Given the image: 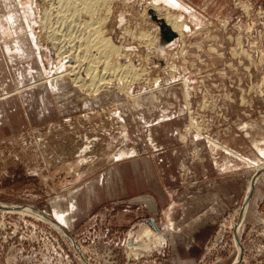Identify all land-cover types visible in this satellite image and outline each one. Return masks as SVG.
Listing matches in <instances>:
<instances>
[{"label":"rangeland","instance_id":"obj_1","mask_svg":"<svg viewBox=\"0 0 264 264\" xmlns=\"http://www.w3.org/2000/svg\"><path fill=\"white\" fill-rule=\"evenodd\" d=\"M105 1L0 0V264H264V1Z\"/></svg>","mask_w":264,"mask_h":264},{"label":"bare ground","instance_id":"obj_2","mask_svg":"<svg viewBox=\"0 0 264 264\" xmlns=\"http://www.w3.org/2000/svg\"><path fill=\"white\" fill-rule=\"evenodd\" d=\"M87 1V0H86ZM89 2H88V4H87V6L89 7V6H91V4H92V1L94 2H97V1H99V0H88ZM105 1V0H104ZM107 1V0H106ZM105 1V2H106ZM111 2V1H110ZM81 3H84V5H85V2H81ZM104 3V2H103ZM102 3V4H103ZM71 5V4H70ZM111 5V4H110ZM86 6V5H85ZM104 6H106V5H104ZM95 7V6H94ZM103 7V6H102ZM109 7V6H108ZM87 8V7H86ZM101 9V8H100ZM84 10H86V9H84ZM110 10V9H109ZM108 10V11H109ZM248 9H245V11H247ZM94 11V10H93ZM85 12V11H84ZM248 12V11H247ZM94 13V12H93ZM86 14V13H85ZM97 14V13H96ZM103 14V13H102ZM92 15V14H91ZM94 15V14H93ZM98 15V14H97ZM102 17V16H101ZM164 18H165V21L167 22V24H168V26H170L171 27V29L174 31V32H178V33H180V31H181V29H182V24H181V21L178 19V17L177 16H171V15H169L167 12H165V14H164ZM99 20V19H98ZM97 25V24H96ZM95 34H97L98 35V32H95ZM180 36V35H179ZM93 38V37H92ZM95 45H98L99 47H101V50H103L104 52H105V54H109V53H115L116 52V50L114 51V48H113V46L110 44V42L107 40V39H102L101 38V35H100V33H99V35L98 36H96V41H95ZM103 53V52H102ZM104 54V55H105ZM67 56V55H66ZM86 56V55H85ZM69 57H70V55H69ZM73 57V56H72ZM64 58V57H63ZM72 65V64H71ZM105 66H106V64H105ZM127 66H129V65H127ZM126 66V67H127ZM69 67V66H68ZM67 67V68H68ZM70 67H72L73 69H74V66L72 65V66H70ZM76 67V66H75ZM90 67V66H89ZM95 68V67H94ZM109 70H111V71H118V72H126L125 71V67H122V66H120L119 64L118 65H114V66H109V67H107ZM73 69H72V71L71 70H68V71H70V73H74L76 70H74L73 71ZM102 69H103V67H102ZM133 70V69H132ZM90 71H91V69H90ZM93 72V71H92ZM91 72V73H92ZM133 71H131V72H128V74L127 73H125L127 76L129 75L130 76V78H131V76H135V74H133L132 73ZM136 72V71H135ZM76 73V72H75ZM88 73V72H87ZM69 74V73H68ZM94 74V73H93ZM103 74V73H102ZM73 75V74H72ZM89 76L91 77L90 79H93V78H95L94 76L95 75H92V74H89ZM99 76V75H98ZM128 76V77H129ZM138 76V75H137ZM102 78V77H101ZM103 79H104V77H103ZM108 79V78H107ZM76 83H78V82H81L80 80H79V78L76 76V75H74V79H73ZM101 80L102 79H99V80H97V81H99V82H101ZM133 80V79H132ZM103 82H105V83H107L106 81H102V84H103V86H104V83ZM94 83V82H93ZM81 84V83H80ZM102 84H99V83H94V84H92V83H90L88 86H90V87H93L94 89H95V91H98L96 88L99 86V85H102ZM100 87V86H99ZM127 87V86H126ZM92 88V89H93ZM103 88V87H102ZM101 89V88H100ZM86 91V90H85ZM92 91H94V90H92ZM84 137V136H83ZM88 144V143H87ZM86 147V146H85ZM84 148V147H83ZM80 151H82V149L80 150ZM43 153V152H42ZM127 153V152H126ZM131 153V152H130ZM129 154V153H128ZM128 154H126V155H128ZM125 155V153L123 152V150H120V151H117V153L115 152V154L114 155H112L111 157H113V160L114 161H119L120 159H121V157L122 156H124ZM85 156V155H84ZM49 158V157H48ZM85 159H86V157H85ZM80 162H86V160H84V158L83 157H81L80 158V160H79ZM79 162V163H80ZM94 163V162H93ZM79 165V164H78ZM80 166V165H79ZM260 168V167H259ZM257 169V168H256ZM262 169H263V167H262ZM256 176V175H255ZM255 179H252V182H251V184L249 185V189H248V192H247V194H246V199H245V203H244V206L246 205V203L248 202V198H249V195H250V193H251V190H252V188H253V185H254V183H255ZM244 208V207H243ZM3 210V211H2ZM4 210H8L9 212H17V213H19V214H23V215H28V214H33V215H36V216H40V217H42L39 213H36L35 211H33L32 209H22V208H18V207H9V206H4V207H0V211H1V213L2 212H5ZM243 214H244V212H242ZM57 218H58V220L61 222L62 221V218H61V216H57ZM45 219V218H44ZM47 219V218H46ZM241 219V218H240ZM54 226H56V228L62 233V234H64V232H63V230L61 229V228H59L56 224H53ZM237 228V227H236ZM238 230H239V226H238V228L236 229V233H235V236H237L238 235ZM155 232V231H154ZM149 235V236H148ZM150 235H152L151 236V238H153V239H151L152 241L154 240V241H156V242H158L159 240H158V238L155 236V234H150L149 233V231L146 229V230H144V232H143V234L138 238V239H136V241L135 242H133L132 244H131V246H133V249L132 250H130V253H132V255L133 256H136V257H138V256H140L141 255V253L140 252H138V251H142L141 249H144L145 248V251L146 250H148V249H146L147 248V244H149L150 243ZM141 241V242H140ZM235 241H236V244L235 243H233V245H234V248H235V250H236V260L234 259V263L233 264H236L237 262H238V260H239V258H240V254H241V251H240V248H239V245L237 244V239H236V237H235ZM71 242V241H70ZM155 242V243H156ZM137 243H139L140 245H137ZM151 244V243H150ZM153 245V244H152ZM130 249V248H129Z\"/></svg>","mask_w":264,"mask_h":264},{"label":"crops","instance_id":"obj_3","mask_svg":"<svg viewBox=\"0 0 264 264\" xmlns=\"http://www.w3.org/2000/svg\"><path fill=\"white\" fill-rule=\"evenodd\" d=\"M255 1H264V0H255ZM168 5L169 6H171V7H180V4L177 2V1H175V0H169L168 2ZM0 39H1V34H0ZM12 50L10 49V48H5V49H1L0 48V73H1V70H2V68H1V64H2V60H1V57L2 56H6V55H8V57H12V55H11V52ZM3 65L6 67V69H7V64L5 63V60H3ZM9 63V62H8ZM12 80V79H11ZM6 82H9V83H14L13 82V80L12 81H8V80H6ZM0 83H2V81L0 80Z\"/></svg>","mask_w":264,"mask_h":264}]
</instances>
